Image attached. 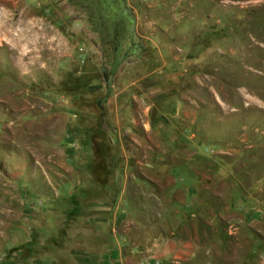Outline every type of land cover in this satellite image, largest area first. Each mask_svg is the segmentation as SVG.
<instances>
[{
  "label": "rangeland",
  "instance_id": "rangeland-1",
  "mask_svg": "<svg viewBox=\"0 0 264 264\" xmlns=\"http://www.w3.org/2000/svg\"><path fill=\"white\" fill-rule=\"evenodd\" d=\"M0 264H264V0H0Z\"/></svg>",
  "mask_w": 264,
  "mask_h": 264
}]
</instances>
